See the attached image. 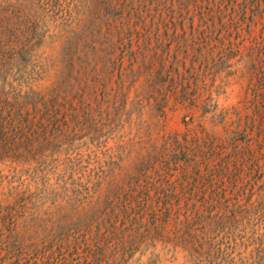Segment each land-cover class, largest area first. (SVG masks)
Masks as SVG:
<instances>
[{"label":"trees","instance_id":"1","mask_svg":"<svg viewBox=\"0 0 264 264\" xmlns=\"http://www.w3.org/2000/svg\"><path fill=\"white\" fill-rule=\"evenodd\" d=\"M189 60L249 79L243 142L168 134L162 110L135 173L93 164L94 75L185 103ZM0 167V264H264V183L216 211L172 203L169 177L264 182V0H0Z\"/></svg>","mask_w":264,"mask_h":264},{"label":"rangeland","instance_id":"2","mask_svg":"<svg viewBox=\"0 0 264 264\" xmlns=\"http://www.w3.org/2000/svg\"><path fill=\"white\" fill-rule=\"evenodd\" d=\"M180 35L189 38L193 36L190 31L181 32ZM229 36L227 33L217 32L214 39ZM172 47L175 48V45ZM193 63L189 60L181 68V71L185 72V88L181 92L186 98L185 103L175 100L168 82L165 91L157 93L145 90L142 87L145 79L142 78L127 90L126 94L119 89L115 95L110 89L112 80L106 71L102 72L99 78L94 75L90 144L93 164L99 157L111 175L123 169L135 173L138 168L133 163L150 153L151 136L142 121L155 120L162 110L166 112L165 131L168 134L202 136L207 132L217 138H224L226 131H237L238 143L243 142L244 136L241 133L244 123L252 115L249 79H241V73H229L234 70L235 61H231L227 67H222L218 73L208 72L203 64ZM131 164L133 166H129ZM183 175L187 177L181 182L179 179ZM197 175L191 169L187 173L180 169L171 172V187L178 191V197H174L172 203L208 207L217 211L257 205L259 202L260 186L264 183L262 177L258 176L260 185L256 186L250 178L233 184L220 185L215 182L214 185H204L192 182ZM208 175L205 170H201L200 176L206 178Z\"/></svg>","mask_w":264,"mask_h":264}]
</instances>
